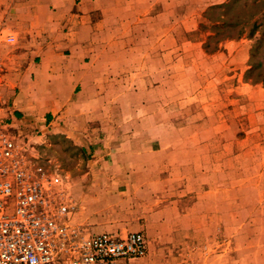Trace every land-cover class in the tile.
<instances>
[{
	"label": "rangeland",
	"instance_id": "obj_1",
	"mask_svg": "<svg viewBox=\"0 0 264 264\" xmlns=\"http://www.w3.org/2000/svg\"><path fill=\"white\" fill-rule=\"evenodd\" d=\"M92 1L83 21L102 92L89 120L70 109L10 126L0 80V125L63 178L88 234L141 232L149 264H264V82L246 77L264 0L233 4L222 19L243 33L228 37L213 27L224 9H209L232 0ZM33 37L71 54L49 31ZM259 60L264 72V51ZM127 137L147 142V174L109 172L140 164Z\"/></svg>",
	"mask_w": 264,
	"mask_h": 264
},
{
	"label": "crops",
	"instance_id": "obj_2",
	"mask_svg": "<svg viewBox=\"0 0 264 264\" xmlns=\"http://www.w3.org/2000/svg\"><path fill=\"white\" fill-rule=\"evenodd\" d=\"M93 4L92 0H0V30L13 36L12 42L0 47V66L7 70L0 69L1 88L8 94L5 119L10 126L21 121L49 119L57 114L58 118H64L70 109L79 110L81 119H88L92 105L102 92L97 57L91 53L92 32L83 21L88 7ZM74 18L80 19L75 29L60 30L63 23L67 25ZM33 31H49L52 38L60 42L58 46L70 50V56L46 52L42 37H33ZM16 88L20 93L14 96ZM127 142L135 147L129 154L125 153L124 158L128 154L130 161L140 164L114 166L109 172L147 174V142L140 138L129 140V137ZM150 149L156 150L153 144ZM118 264L149 263L145 259H133Z\"/></svg>",
	"mask_w": 264,
	"mask_h": 264
},
{
	"label": "built area",
	"instance_id": "obj_3",
	"mask_svg": "<svg viewBox=\"0 0 264 264\" xmlns=\"http://www.w3.org/2000/svg\"><path fill=\"white\" fill-rule=\"evenodd\" d=\"M71 209L63 178L0 125V264H117L146 255L141 232L88 234L72 223Z\"/></svg>",
	"mask_w": 264,
	"mask_h": 264
},
{
	"label": "trees",
	"instance_id": "obj_4",
	"mask_svg": "<svg viewBox=\"0 0 264 264\" xmlns=\"http://www.w3.org/2000/svg\"><path fill=\"white\" fill-rule=\"evenodd\" d=\"M238 0H232L227 4L219 5V6H213L209 9L210 12H214L215 10L224 9L222 14L218 15L217 19H220V21L213 22V27L215 28L217 34H224L227 30L228 33L225 36H229L230 32H236L237 36L243 33V29H237L235 23L226 22V20L222 19L224 16L227 15L229 10L232 8L233 4L235 5ZM262 0H254L255 4H259ZM222 20V21H221ZM230 28V29H229ZM227 29V30H226ZM260 33L259 39L256 41L255 45L253 46L251 53H250V64L249 69L246 72L247 78H254L255 81L264 82V72H262L263 65L262 61L259 60V57L262 56L264 51V14L261 15L260 21L258 22V19H256L251 29L249 30V35H254L255 32Z\"/></svg>",
	"mask_w": 264,
	"mask_h": 264
}]
</instances>
